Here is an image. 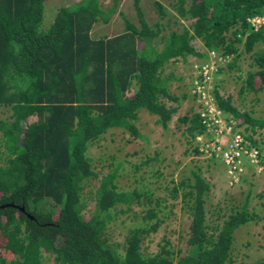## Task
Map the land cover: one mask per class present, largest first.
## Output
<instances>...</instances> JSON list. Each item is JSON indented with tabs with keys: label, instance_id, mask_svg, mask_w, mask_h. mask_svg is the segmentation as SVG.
<instances>
[{
	"label": "trees",
	"instance_id": "1",
	"mask_svg": "<svg viewBox=\"0 0 264 264\" xmlns=\"http://www.w3.org/2000/svg\"><path fill=\"white\" fill-rule=\"evenodd\" d=\"M45 1L0 0V204L25 208H0V264H235L237 229L260 217L250 193L241 206L212 218L206 206L212 182L195 164L170 191L181 195L190 218L186 249L175 250L166 239L158 251H146V237L165 219L156 205L114 244L109 223L135 204L153 202V192L148 183L122 185L123 163L96 170L89 147L113 128L128 140L145 139L137 124L142 109L169 127L181 95L171 88L180 76L167 66L219 52L227 57L219 71L249 58L238 92L218 85L211 91L216 106L259 146L263 163L254 136L264 131V115L234 98L264 89V24L255 28L250 20L264 14V0H154L153 23L134 0L137 20L121 12L124 28L101 36L93 33L95 24L109 23L120 0L61 4L47 28ZM180 119L189 123L190 138L206 132L200 111ZM254 264H264V257Z\"/></svg>",
	"mask_w": 264,
	"mask_h": 264
},
{
	"label": "rangeland",
	"instance_id": "2",
	"mask_svg": "<svg viewBox=\"0 0 264 264\" xmlns=\"http://www.w3.org/2000/svg\"><path fill=\"white\" fill-rule=\"evenodd\" d=\"M71 1H45L46 10L43 22L45 28L54 19L56 11L54 9ZM162 1L168 5L169 0ZM141 3L148 20L151 23L155 22L158 12L154 0H141ZM121 12L133 20L138 18L134 0H120L118 11L113 15L111 21L96 23L93 33L96 36H101L105 33L115 34L121 31L125 26L124 16ZM181 23H183V19L179 20V24L172 23L171 27H178ZM160 45H162V41H160ZM204 61L207 60L191 55L187 60L179 59L167 66V71L174 69L180 76L179 79L173 80L171 88L181 95L179 103L174 102L179 106V110L169 121V127H164L158 121L156 114L144 109L140 111L137 124L143 136L146 137L145 139L136 137L133 140H128V134L123 129L113 128L104 137L90 145L89 154L96 170L107 171L111 167L123 163L124 169L119 176L122 185L141 186L143 183H148V187L153 192V202L144 205L135 204L133 209L128 212H120L109 223L108 235L114 244L123 242L131 225L140 223L145 210L156 205V210L160 215H164L165 219L157 231L151 232L146 237L144 242L146 251L149 253L158 251L166 239L171 241L173 249L177 250L180 247L186 249L187 244L183 236L188 229L190 218L183 207L181 195L176 198L170 191L174 184L183 178L192 166L197 164L203 168L204 174L212 182V191L207 197L206 205L208 214L212 218L229 213L233 206H241L250 193L249 205L259 212L260 217L237 229L232 255L235 264H254L255 260L264 257V162L261 170L258 167L260 165L248 163L240 178L232 182L227 166L211 153L210 147L209 151L199 148L201 152H196V146L200 144L196 139L190 138V133L187 131L189 123L180 119L183 114L193 112L194 109L197 111L205 109L206 103L203 98L201 97V101L192 91L195 78L194 63ZM239 67L233 70L226 68L224 71H219L218 68L213 75L211 86L214 88L218 85L222 91L227 93L238 92L247 75V70L250 68L249 58L245 57L241 60ZM183 94L185 96H182ZM234 102L242 109H247L257 116L264 115V89L258 93L246 92L243 96L234 98ZM1 115L6 116L7 114L1 112ZM240 128L242 129V127ZM254 137L260 141L264 156V131ZM228 138H224V140ZM152 156L157 157L150 159ZM144 161L148 163H144ZM157 172L160 174H156ZM158 202L159 204H157ZM90 210L88 209L86 212ZM44 264H52V260L47 259Z\"/></svg>",
	"mask_w": 264,
	"mask_h": 264
},
{
	"label": "built area",
	"instance_id": "3",
	"mask_svg": "<svg viewBox=\"0 0 264 264\" xmlns=\"http://www.w3.org/2000/svg\"><path fill=\"white\" fill-rule=\"evenodd\" d=\"M250 20L255 28H259L264 24V14L251 16ZM226 58L218 52L212 54L211 59L207 61L195 63L192 91L200 100L202 97L206 103L205 109L200 110L207 125L206 132L197 135L196 140L200 142L202 150L209 151V147L211 148V153L227 166L231 181L235 182L245 172L248 163L260 165L258 166L260 170L263 163L259 146L253 144L241 128L236 126L235 120L229 119L215 104L211 83L215 71L222 64H226ZM224 138L228 139L224 140Z\"/></svg>",
	"mask_w": 264,
	"mask_h": 264
},
{
	"label": "water",
	"instance_id": "4",
	"mask_svg": "<svg viewBox=\"0 0 264 264\" xmlns=\"http://www.w3.org/2000/svg\"><path fill=\"white\" fill-rule=\"evenodd\" d=\"M8 205H15V203L14 202L1 203L0 208H3V207L8 206ZM21 208L25 209L24 206H22Z\"/></svg>",
	"mask_w": 264,
	"mask_h": 264
},
{
	"label": "flooded vegetation",
	"instance_id": "5",
	"mask_svg": "<svg viewBox=\"0 0 264 264\" xmlns=\"http://www.w3.org/2000/svg\"><path fill=\"white\" fill-rule=\"evenodd\" d=\"M14 206L19 207L21 210H25V209H22V208H21L22 206H19V205H17V204H15ZM28 214H29V213H28Z\"/></svg>",
	"mask_w": 264,
	"mask_h": 264
},
{
	"label": "crops",
	"instance_id": "6",
	"mask_svg": "<svg viewBox=\"0 0 264 264\" xmlns=\"http://www.w3.org/2000/svg\"><path fill=\"white\" fill-rule=\"evenodd\" d=\"M177 75H178V74H177ZM178 76H179V75H178ZM176 79H178V78H175V79H173V80H176ZM173 80H172V81H173ZM142 110H144V109H142Z\"/></svg>",
	"mask_w": 264,
	"mask_h": 264
},
{
	"label": "clouds",
	"instance_id": "7",
	"mask_svg": "<svg viewBox=\"0 0 264 264\" xmlns=\"http://www.w3.org/2000/svg\"><path fill=\"white\" fill-rule=\"evenodd\" d=\"M195 63H197V62H195ZM195 63H194V65H195Z\"/></svg>",
	"mask_w": 264,
	"mask_h": 264
}]
</instances>
